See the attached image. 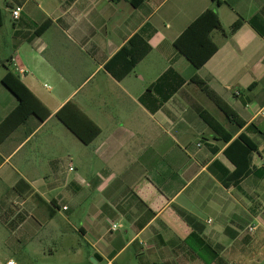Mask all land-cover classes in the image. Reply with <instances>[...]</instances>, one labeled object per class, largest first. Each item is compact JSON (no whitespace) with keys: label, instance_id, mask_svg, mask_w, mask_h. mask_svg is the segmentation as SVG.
<instances>
[{"label":"crops","instance_id":"obj_1","mask_svg":"<svg viewBox=\"0 0 264 264\" xmlns=\"http://www.w3.org/2000/svg\"><path fill=\"white\" fill-rule=\"evenodd\" d=\"M218 1L0 0V125L18 105L1 83L8 71L49 112L0 133L4 227L47 225L62 237L67 226L107 264L128 250L130 264H264V0ZM209 9L218 51L195 69L173 44ZM135 34L150 53L117 81L105 65ZM194 77L244 126L227 122ZM68 102L100 129L89 145L56 118ZM240 134L256 145L252 169L225 185L235 166L224 151Z\"/></svg>","mask_w":264,"mask_h":264},{"label":"trees","instance_id":"obj_2","mask_svg":"<svg viewBox=\"0 0 264 264\" xmlns=\"http://www.w3.org/2000/svg\"><path fill=\"white\" fill-rule=\"evenodd\" d=\"M211 2L213 5H219L220 3L218 0H211ZM251 23L253 25L252 21ZM48 25L46 23L37 33L41 34ZM240 26L241 23H235L230 28L229 34L235 33ZM214 31L222 33V27L216 13L209 9L203 12L182 32L175 40L173 46L195 69H200L218 51V46L211 38V34ZM149 53L150 46L147 41L141 38L139 34H135L105 65V71L115 80L120 81L131 73ZM1 83L18 101L16 109L0 125V133H3L1 139H5L29 117H35L39 123L49 117L47 109L28 91L17 76L8 71L2 78ZM190 83L196 85L206 95L224 115L227 122L234 125L236 129L244 126V123L240 121L235 112L203 81L194 77L190 80ZM255 87L256 85L250 86L246 92L252 91ZM196 111L199 117L217 136H222L224 143L230 142L232 136L225 133L221 125L209 114L200 107ZM56 118L84 145H89L100 134V129L72 102L66 103L56 113ZM3 141L0 140V143ZM256 150V145L243 134L238 135L229 144L224 151V155L235 166V170L224 183L225 185H236L251 172L252 155Z\"/></svg>","mask_w":264,"mask_h":264},{"label":"rangeland","instance_id":"obj_3","mask_svg":"<svg viewBox=\"0 0 264 264\" xmlns=\"http://www.w3.org/2000/svg\"><path fill=\"white\" fill-rule=\"evenodd\" d=\"M209 111L221 122L214 112ZM94 255L97 254L82 241L81 236L67 226L65 235L60 237L53 235L47 225L35 233H24L0 223V264L7 260L17 264H107V258L100 261L98 257V261H93ZM129 256L133 257L132 250L125 252L115 264L135 262L134 258L130 262Z\"/></svg>","mask_w":264,"mask_h":264},{"label":"built area","instance_id":"obj_4","mask_svg":"<svg viewBox=\"0 0 264 264\" xmlns=\"http://www.w3.org/2000/svg\"><path fill=\"white\" fill-rule=\"evenodd\" d=\"M19 13H20V9H15V10H13L12 13H11L12 18H13L14 20H16V19L19 17ZM14 65L17 67L16 64H14ZM17 71L19 72V74H23V71H22V70L17 69ZM71 170H72V169H70V171H71ZM63 210H65V208H63ZM115 229H116V226L113 225V226L111 227V231H114ZM249 231H252V228H249ZM3 264H17V263L14 262L13 260H7V261L4 262Z\"/></svg>","mask_w":264,"mask_h":264},{"label":"water","instance_id":"obj_5","mask_svg":"<svg viewBox=\"0 0 264 264\" xmlns=\"http://www.w3.org/2000/svg\"><path fill=\"white\" fill-rule=\"evenodd\" d=\"M98 259L97 255H94V257L92 258L93 261H96Z\"/></svg>","mask_w":264,"mask_h":264}]
</instances>
